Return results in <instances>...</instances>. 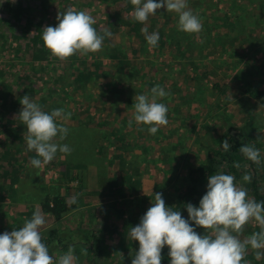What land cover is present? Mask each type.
<instances>
[{
  "label": "rangeland",
  "instance_id": "1",
  "mask_svg": "<svg viewBox=\"0 0 264 264\" xmlns=\"http://www.w3.org/2000/svg\"><path fill=\"white\" fill-rule=\"evenodd\" d=\"M47 1L41 16L53 20L47 11L57 9L56 0ZM36 2L39 0L24 6L34 9ZM188 5L198 14L201 31H178L176 14L162 8L167 17L161 26L175 34L174 46L159 49L156 45L151 51L145 47L144 34L124 22L127 16L121 18L123 22L117 17L119 32L111 43H102L95 53L78 54L103 66L96 72L98 77L83 83L72 73L70 60H58L47 48L46 53L36 51L40 48L32 41L20 43L21 39L4 33L15 6L0 7L4 20L0 27V89L6 85L15 90L22 87L18 86L20 78H32L36 90L52 92L56 105L71 113L67 120L58 121L68 128L67 137L55 139L69 145L70 154L57 152L58 160L39 169L30 164L36 156L34 150H27L26 126L17 120L13 125L20 127L19 132L12 125L0 128V188L6 196V200L0 198V233L21 227L38 206L46 221L40 228L41 237L46 238L54 228L63 231L48 245L54 259L66 253L60 254L65 246H71L73 264H88L79 252L90 232L84 226L102 223L108 227L103 228L107 232L103 237L111 250L97 259L98 264H131L139 245L127 238L128 228L139 223L157 192L166 206L176 207L180 190L190 184L185 179L192 167L206 162L207 153L219 144L218 135L230 127H248L253 132L250 142L260 150L258 165L264 184V108L245 93L248 87L264 88V0H188ZM67 7L90 14L99 32L107 24L111 4L108 0L66 1L60 3L59 11ZM123 9L127 11V7ZM21 21L24 32H31L25 25L28 22ZM57 23L55 19L52 26ZM155 85L169 93L158 101L168 108V123L151 135L145 126L129 121L135 95ZM6 110L4 114L9 113ZM117 138L122 148L114 145ZM4 144L10 147H2ZM10 158L7 167L12 175L6 176L1 162ZM70 159L85 167L69 171L68 165L75 167ZM17 167L18 174L12 173ZM234 183L251 197L242 178ZM81 184L84 193L74 199L79 201L77 208L65 213L60 222L44 211L47 196H69L66 188ZM195 230L206 234L203 228ZM259 230L250 221L239 239ZM245 257L249 264L256 263L250 247ZM258 264H264V257Z\"/></svg>",
  "mask_w": 264,
  "mask_h": 264
},
{
  "label": "clouds",
  "instance_id": "2",
  "mask_svg": "<svg viewBox=\"0 0 264 264\" xmlns=\"http://www.w3.org/2000/svg\"><path fill=\"white\" fill-rule=\"evenodd\" d=\"M130 3L134 7L130 15L135 22L143 24L149 16L164 8L176 14L178 31L187 34L201 31V20L188 7L187 0H130ZM56 19L55 27L43 28L41 39L58 60H66L75 54L95 53L101 49L104 38L111 36L107 30L103 36L98 34L95 19L84 10L67 7L57 14ZM141 32L151 51L160 39L159 34L155 31L149 33L146 27H142ZM167 95L169 93L159 85L135 95L134 115L129 124L134 121L138 126H145L149 134H156L160 126L168 123V108L158 102ZM19 103L22 107L15 119L26 126L23 137L27 150H34L36 156L30 164L39 169L53 160L57 152L70 154L69 145L56 143L55 139L58 137L62 141L67 137L68 128L58 121L67 120L71 113L61 108L45 112L35 102V97L28 95H24ZM221 145L225 151L231 146L228 140ZM239 152L253 163L260 162V150L255 146L244 144ZM233 166L240 168L239 163ZM234 179L225 172L209 175L206 192L198 206L184 205L187 218L178 208L166 206L161 193H155L151 206L140 217L139 223L128 228L127 238L138 241L139 245L131 264H161V252L165 246L168 248V264H249L243 260L249 247L254 250L257 260L264 257V201L248 196ZM242 179L250 182L251 176L245 173ZM250 221H254L260 230L241 241L239 235L243 226ZM45 223V216L37 206L32 217L26 219L20 228L0 233V264H73L71 246L58 258L49 254L40 233ZM196 228H203L206 234H198Z\"/></svg>",
  "mask_w": 264,
  "mask_h": 264
},
{
  "label": "trees",
  "instance_id": "3",
  "mask_svg": "<svg viewBox=\"0 0 264 264\" xmlns=\"http://www.w3.org/2000/svg\"><path fill=\"white\" fill-rule=\"evenodd\" d=\"M31 0H15V3L12 2V0H1L0 1V7L7 6L8 3L13 4L15 6V9H11L14 13L11 14L7 18V25L4 26V33H8L11 36V39L17 38L21 39L20 43H24L25 40H30L34 45L37 46L36 51L40 50L43 53H46V47L43 44V41L41 39V33L44 27L46 26H52L54 23V20L57 17V14L60 13L59 6L60 3H65L68 1L69 3L75 4L77 0H56L55 1V8H57L55 11L48 12V14L52 17L53 20H46L45 18L37 17V16H20L21 12L23 10H29L30 12L33 10L30 7H27V3ZM35 1V0H32ZM60 1V3L58 2ZM106 1L107 0H103ZM111 4L110 13H108L107 18V24L101 27L98 34L104 35V31L107 30L111 32L110 37H105L103 40V43L109 42L111 43L118 34V27L117 24V17L119 18L120 22H124L128 24V26L131 27V29L134 31H141L142 26L146 27L148 29V32L151 33L155 30L159 34V41L157 45H159V49L163 48L164 45H172L174 46V33L165 31L164 28L161 26L162 23L165 22V18L167 15H165L164 11L162 12V8L157 10L155 15H151L148 17L147 21H145L143 24L139 22H135L133 19V16L130 15L134 11V7L131 3H129L130 0H123L122 2H119L118 0H108ZM24 4H26L24 6ZM188 4V0H187ZM49 5V2L47 0H39V2H36L35 8L41 12L44 11V9ZM123 6L127 7V12L125 9H123ZM190 8V6L188 5ZM12 8V6H11ZM116 8H121L115 10ZM191 9V8H190ZM129 13V15L127 14ZM124 14L127 17H124L123 20L121 18L124 16ZM173 15L172 13L169 15ZM27 21L28 23H25L26 27L31 30L28 33L24 32L22 21ZM4 20L0 19V27H2ZM20 24L22 27H20ZM42 27V28H39ZM3 36V35H2ZM145 47H147V44L145 43ZM139 51L143 52V48L139 47ZM36 51H34L36 53ZM80 55L75 54L68 58V61L70 60V68L72 73L77 75L79 77V82H91L92 79L98 77L96 76V72L100 69V63L96 61L88 60L86 57L82 58L79 57ZM73 57V58H72ZM82 58V59H81ZM114 58H116L114 56ZM111 68L113 66H110ZM21 85L22 87L16 88L15 90L12 87H7L6 85L3 86L0 89V128L9 127L12 125L16 131L19 132V126H14L13 124H17L15 119V116L18 115L16 112L18 109H21V105L19 103V100L24 96L31 94V98L35 97V102L39 100V105L41 106L42 110L45 112H51L54 109H58V105H56L55 102V96L52 92H46L41 90H36L34 88V83L32 78H20L18 80V86ZM14 90V92L12 91ZM29 90V91H28ZM27 91V92H26ZM34 92V95H32L31 92ZM13 92V94H12ZM48 93V94H47ZM245 93L249 96H251L254 100L260 103L262 107L264 108V88L262 87H248L245 89ZM52 101V102H51ZM8 105V106H7ZM7 108L8 114H4V110ZM6 110V111H7ZM8 115V117H6ZM22 125V124H21ZM252 131L248 127H242V128H232L223 130L218 135L219 144L216 148H212L211 151L208 154L209 157H207L206 162L201 165H196L192 167L190 172L187 175L186 181H189V185L183 189L180 190L179 196H178V203L176 208H178L181 211V214L184 218H187V211L184 207L186 203H191L194 206H198L200 198L205 194L206 192V185H207V177L212 174H216L217 172H225L227 174H231L234 176L235 179L242 178L245 173H248L251 176V181L246 182V186H248V189L251 192V197L255 199L256 201H264V184L262 182V178L260 176V168L258 163H253L252 161L246 159L240 152L239 148L243 146L244 144L252 146L251 140H252ZM224 140H228L230 143L229 150L225 151L222 147L221 143ZM114 145H117V147H123L121 144L120 138H117ZM2 147H10L8 144H4ZM11 158L9 160H4L2 163V169L4 172H6V176L12 175L9 173V163L11 162ZM53 160H58V157H54ZM71 160V159H70ZM70 164H73L75 167L68 165V170L73 171L78 170V172L83 169L85 166L79 164L75 160H71ZM65 163V162H64ZM235 163H239L240 168H235L233 165ZM81 166H78V165ZM245 165H247V168H245ZM67 168V165H65ZM19 167L14 168L12 173L17 172L18 174ZM79 174V173H78ZM77 179V175H75V178ZM234 179V181H235ZM66 180V179H64ZM3 188H0V198L6 200V196H3V191L1 190ZM44 189H47V186L44 187ZM84 189V185L81 184L76 187H70L66 188L67 194L69 196H56L49 197L47 196L46 202L43 204L44 211L49 213L56 221L60 222V218L67 212L77 208L76 205L79 204L78 200H74L76 197H78L81 193H84L82 190ZM11 191V190H10ZM9 193L13 194L15 191H11ZM183 205V207H182ZM113 226V225H111ZM86 229L89 228L90 232L88 235V241H86L81 247L79 252L81 253L82 258L87 259L88 264H98L97 259H101L104 254H106L108 251H110L111 247L109 248L105 244V239L103 235H105L107 232L103 230V228H107L105 224L98 223L93 225H86L84 226ZM20 227H17V229ZM72 230V229H71ZM63 232L62 230L58 228H54L46 238H42V243H44L47 248L50 243L53 242V240L58 238V234ZM73 232V231H72ZM105 233V234H104ZM69 246H65L64 250L60 252H67ZM118 252L117 254H120ZM168 248L165 246L162 249L161 255H162V261L161 264H168L169 257L167 255ZM247 257H243V260H246ZM256 260L255 264L260 263V260Z\"/></svg>",
  "mask_w": 264,
  "mask_h": 264
},
{
  "label": "flooded vegetation",
  "instance_id": "4",
  "mask_svg": "<svg viewBox=\"0 0 264 264\" xmlns=\"http://www.w3.org/2000/svg\"><path fill=\"white\" fill-rule=\"evenodd\" d=\"M34 11H36V13H33ZM20 12H21L20 16H29L30 15L32 17L33 16H37V17H41L42 18L41 12L39 10H37V9H33L31 12L29 10H23V11H20Z\"/></svg>",
  "mask_w": 264,
  "mask_h": 264
}]
</instances>
